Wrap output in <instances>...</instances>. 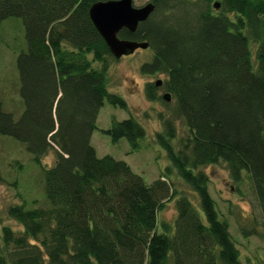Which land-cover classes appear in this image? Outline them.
Segmentation results:
<instances>
[{
  "label": "trees",
  "instance_id": "1",
  "mask_svg": "<svg viewBox=\"0 0 264 264\" xmlns=\"http://www.w3.org/2000/svg\"><path fill=\"white\" fill-rule=\"evenodd\" d=\"M100 1L108 0H0V26L21 18L27 42L17 58L24 110L16 120L0 101V136L23 144L41 166L50 205L6 209L22 230L0 228V264H242L203 169L223 162L237 185L249 178L264 220V0H153L135 33H119L148 43L151 59L140 70L165 75L188 130L177 143L173 119H163L155 140L170 165L151 185L126 162L99 158L91 143L106 100L129 110L109 90L116 59L90 19ZM157 82L146 85L150 101L166 100ZM104 133L132 151L146 136L133 116ZM51 151L56 161L44 168ZM173 200L174 225L160 222Z\"/></svg>",
  "mask_w": 264,
  "mask_h": 264
},
{
  "label": "rangeland",
  "instance_id": "2",
  "mask_svg": "<svg viewBox=\"0 0 264 264\" xmlns=\"http://www.w3.org/2000/svg\"><path fill=\"white\" fill-rule=\"evenodd\" d=\"M153 0H133L135 7H142ZM27 51L25 27L21 18H9L0 26V101L6 112L12 113L16 120L24 110L19 89L20 77L17 68L18 56ZM151 52L138 50L133 55L114 60L110 63L109 90L120 95L127 102L129 110L112 106L107 100L97 119V129L91 139L99 158L111 156L126 162L132 171L151 185L170 165L166 152L157 144L155 134L162 130L164 118L173 119L178 133V142L188 136V130L182 119L175 115V100L150 101L146 95V85L161 81L157 94L167 95L163 87L165 75H145L141 66L150 61ZM98 68V64L93 65ZM133 116L146 131L140 141V148L132 151L126 139L113 143L104 133L112 126L113 120L123 121ZM56 156L49 152L42 160L44 168L54 165ZM204 172L210 178L209 191L216 201L217 208L228 221L230 231L241 253L242 264H264V220L257 204L256 196L249 178H244L237 185L230 178L229 171L223 162L205 167ZM179 182H182L175 176ZM175 178L177 188L188 192V198L199 208L195 193ZM16 183V186H15ZM241 189L240 192L238 190ZM176 201L168 203L159 213L160 222L174 225L176 218ZM25 204L26 209L49 208L45 193L44 173L25 146L17 140L0 136V228L8 225L14 230L22 227L6 215L10 205ZM256 228L258 235L245 238L242 228Z\"/></svg>",
  "mask_w": 264,
  "mask_h": 264
},
{
  "label": "water",
  "instance_id": "3",
  "mask_svg": "<svg viewBox=\"0 0 264 264\" xmlns=\"http://www.w3.org/2000/svg\"><path fill=\"white\" fill-rule=\"evenodd\" d=\"M155 10L153 2L135 7L133 0H108L94 3L90 10V19L107 44L116 60L133 55L138 50H146L147 42L121 39L119 33L126 29L135 33L139 24L145 22ZM157 82V86L161 85ZM168 101V95H164Z\"/></svg>",
  "mask_w": 264,
  "mask_h": 264
}]
</instances>
